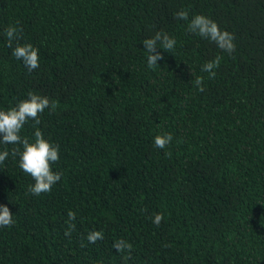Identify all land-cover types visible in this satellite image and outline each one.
Here are the masks:
<instances>
[{
    "label": "trees",
    "instance_id": "trees-1",
    "mask_svg": "<svg viewBox=\"0 0 264 264\" xmlns=\"http://www.w3.org/2000/svg\"><path fill=\"white\" fill-rule=\"evenodd\" d=\"M181 9L234 34L235 52L190 33ZM9 24L39 50L37 70L12 55ZM157 31L177 44L149 69L142 41ZM29 92L57 103L22 136L39 129L59 147L62 179L29 194L11 156L22 146L0 144V205L15 220L0 228V264H125L121 238L127 264H264V0H0V110ZM163 133L174 138L161 150ZM92 231L104 239L89 243Z\"/></svg>",
    "mask_w": 264,
    "mask_h": 264
},
{
    "label": "clouds",
    "instance_id": "clouds-1",
    "mask_svg": "<svg viewBox=\"0 0 264 264\" xmlns=\"http://www.w3.org/2000/svg\"><path fill=\"white\" fill-rule=\"evenodd\" d=\"M174 19L177 21H186L187 30L201 38L207 39L214 43L221 51L231 55L235 52V36L227 30H222L217 22L202 14H197L189 19V12L181 9L174 13ZM19 23V22H17ZM22 28L16 25L9 24L4 29V34L7 38L8 47L13 48L12 55L23 62L24 66L31 73L37 70L40 66L39 50L32 44H20L18 41L22 39ZM145 52L147 53V67L155 69L160 66L159 61L164 60V55L158 51L163 49L164 52H173L177 41L168 33L163 31L155 32L154 36L146 38L142 41ZM222 57L217 55L215 59L206 62L201 71L209 74V79H214L216 76L215 69L220 66ZM190 83L200 92L205 91L204 78L195 77L190 80ZM50 109L55 112L57 103L51 101L46 96H41L35 92H29L28 98L19 101L15 106L8 110H0V144L4 145H20L21 148H13L11 156L13 158L19 155V167L33 180L34 184L28 187V193L39 197L44 193H49L52 188L61 181L62 173L54 172L52 165L60 160V150L57 145H54L45 139L42 131L37 129L34 132V140L22 136V130L29 120L34 121L37 125L40 123V115ZM172 133L158 134L154 137L153 146L157 149H166L173 141ZM167 154V153H166ZM10 153L7 149L0 152V164H3L9 157ZM76 218V213L68 212V230L65 236L70 237L75 230V224L72 223ZM163 213L155 214L152 222L159 226L163 221ZM15 224L13 213L6 205H0V228L11 227ZM87 241L91 244H96L104 239L102 231H92L87 234ZM83 246V245H82ZM119 254L123 255L125 264L131 259L133 245L124 239H118L112 246ZM127 253V254H125Z\"/></svg>",
    "mask_w": 264,
    "mask_h": 264
}]
</instances>
